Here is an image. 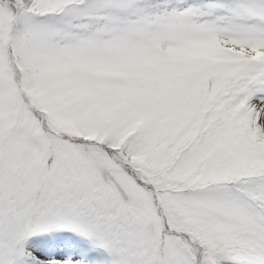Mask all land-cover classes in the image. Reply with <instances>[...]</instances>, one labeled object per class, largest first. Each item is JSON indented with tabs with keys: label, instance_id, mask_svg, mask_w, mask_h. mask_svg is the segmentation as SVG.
Here are the masks:
<instances>
[{
	"label": "snow or ice",
	"instance_id": "1",
	"mask_svg": "<svg viewBox=\"0 0 264 264\" xmlns=\"http://www.w3.org/2000/svg\"><path fill=\"white\" fill-rule=\"evenodd\" d=\"M0 264H264V0H0Z\"/></svg>",
	"mask_w": 264,
	"mask_h": 264
}]
</instances>
